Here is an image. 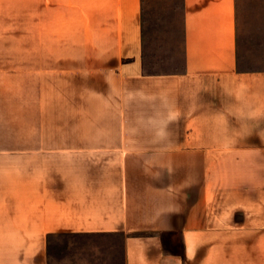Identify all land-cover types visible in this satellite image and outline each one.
<instances>
[{
    "label": "crops",
    "instance_id": "1",
    "mask_svg": "<svg viewBox=\"0 0 264 264\" xmlns=\"http://www.w3.org/2000/svg\"><path fill=\"white\" fill-rule=\"evenodd\" d=\"M181 1V69L148 72L143 0H0V124L45 150L56 75L88 157L0 167V264H55L54 236L119 264H264V0Z\"/></svg>",
    "mask_w": 264,
    "mask_h": 264
},
{
    "label": "rangeland",
    "instance_id": "2",
    "mask_svg": "<svg viewBox=\"0 0 264 264\" xmlns=\"http://www.w3.org/2000/svg\"><path fill=\"white\" fill-rule=\"evenodd\" d=\"M57 1L52 0V3ZM181 2L143 0L142 62L145 71L174 72L181 69ZM63 47L66 44L58 45L52 41V54ZM248 61L264 62V53L261 60L252 57ZM62 85L60 78L52 74L51 128L46 139H38L42 132L36 130V138L32 141L36 147L45 150L28 151L26 124H0V149L8 151L0 154V167H88L87 147L75 148L76 144H87L86 132L80 130L86 128V124L80 123V116L74 113V109H66L67 114L60 117V111L64 110L58 107ZM50 253L55 264H119L117 255H106L103 259L102 254L93 249L92 236H54Z\"/></svg>",
    "mask_w": 264,
    "mask_h": 264
},
{
    "label": "trees",
    "instance_id": "3",
    "mask_svg": "<svg viewBox=\"0 0 264 264\" xmlns=\"http://www.w3.org/2000/svg\"><path fill=\"white\" fill-rule=\"evenodd\" d=\"M144 21V19H142V22ZM148 72H150V71H148ZM181 252V249L180 250H177V252L176 253H180Z\"/></svg>",
    "mask_w": 264,
    "mask_h": 264
}]
</instances>
